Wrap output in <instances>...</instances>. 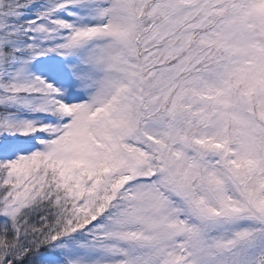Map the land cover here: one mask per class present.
Here are the masks:
<instances>
[{"label": "snow or ice", "instance_id": "1", "mask_svg": "<svg viewBox=\"0 0 264 264\" xmlns=\"http://www.w3.org/2000/svg\"><path fill=\"white\" fill-rule=\"evenodd\" d=\"M0 264H264V0H0Z\"/></svg>", "mask_w": 264, "mask_h": 264}]
</instances>
